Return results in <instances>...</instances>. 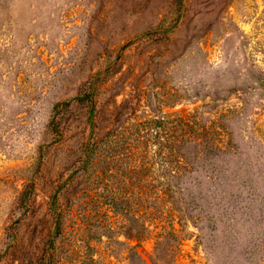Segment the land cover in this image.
<instances>
[{"label": "rangeland", "instance_id": "rangeland-1", "mask_svg": "<svg viewBox=\"0 0 264 264\" xmlns=\"http://www.w3.org/2000/svg\"><path fill=\"white\" fill-rule=\"evenodd\" d=\"M138 90L168 123L129 154ZM194 111L226 152L172 196ZM263 240L264 0H0V264H264Z\"/></svg>", "mask_w": 264, "mask_h": 264}, {"label": "trees", "instance_id": "trees-1", "mask_svg": "<svg viewBox=\"0 0 264 264\" xmlns=\"http://www.w3.org/2000/svg\"><path fill=\"white\" fill-rule=\"evenodd\" d=\"M96 92L94 91L91 95V116H90V123L92 128H94L95 125V99H96ZM143 95V94H142ZM137 98L135 105H138L141 103L142 96L141 91L138 90L134 94L132 93L131 99H126V106L127 109L132 110V113L129 117H127L121 125L118 128L117 136H119L122 139V143H116L118 149L125 147L124 149L131 154L132 152L136 151L134 150V147L140 148L142 146V143L144 142V139L149 136L147 131H152L155 127H163L168 123V119L165 116H157L153 115L156 118H149L151 115L149 114H138L137 107L133 106L132 103L133 100ZM144 99V98H143ZM151 105V104H150ZM126 108V107H125ZM151 109V108H150ZM156 113V112H153ZM141 118V120H137ZM124 120V119H123ZM212 125L215 124L216 128H212L211 126H207L203 123V121L200 119L199 114L197 111H194L193 113H189L186 115L178 114L175 117V125L177 128L176 133V141L174 145V154H175V164L172 167V171L166 172L163 174V176L167 177L165 180L164 185L166 189V193H170L172 196L176 194L173 184L168 180V178H171L173 182L176 184H180V180L183 178H186L190 176V173L193 172L194 169L198 168L199 161L201 159H206L209 155H216L217 152H226V150H223L222 146L220 145V142L222 141L223 136L225 135V128L220 123L212 121ZM156 137L158 136L156 132ZM221 138V139H220ZM220 145V146H219ZM116 148V149H117ZM99 149V143L97 142V139L92 136L88 145L87 149L85 151V165L91 164V161L93 159V155L98 152ZM127 154L126 156H128ZM129 159H132V157H128ZM143 159L141 158V161ZM145 163V160L143 161ZM147 164V163H146ZM146 164H143V168H145L147 171H149L148 166ZM131 172L133 173L134 170L132 169ZM132 184H135L134 181L131 180ZM148 209V206H147ZM127 219L130 221L133 214L126 213L125 214ZM131 224L133 225V221L131 220ZM131 235V234H129ZM174 236L172 233H167L164 238L172 239ZM261 250L264 252V240L261 244ZM134 255L137 259L140 260V257L137 253H133V256H130V261L134 263ZM264 255V254H263Z\"/></svg>", "mask_w": 264, "mask_h": 264}]
</instances>
